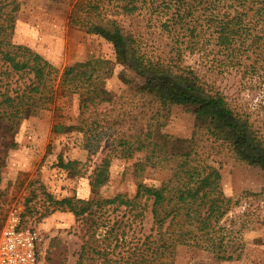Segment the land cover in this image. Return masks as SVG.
Here are the masks:
<instances>
[{
	"label": "trees",
	"instance_id": "obj_1",
	"mask_svg": "<svg viewBox=\"0 0 264 264\" xmlns=\"http://www.w3.org/2000/svg\"><path fill=\"white\" fill-rule=\"evenodd\" d=\"M109 8L112 13H108ZM17 11L15 3L6 17L8 25H0V37L5 30H10V35L13 33ZM143 13L149 15L148 22L154 19L161 34L169 40L167 55L146 53L139 32L123 26L116 18ZM69 23L112 45L116 64L121 67L120 77L139 101L138 111L128 115L132 128L125 133L119 131V136L110 139V149L115 153L106 154L92 173L90 185L94 193L90 199L57 200L43 191L51 212L71 211L89 225L90 239L80 251L78 264H84L88 253L92 258L103 255L107 264H167L173 261L174 250L181 246L194 247L222 260L239 261L240 255H234L235 251L229 253L227 233L220 225L233 201L217 193L220 171L201 163L197 146L204 137L226 145L236 159L264 173V139L250 115L230 105L221 91L209 86L194 68L182 62L186 53L205 55L211 67L235 69L244 78H256L264 83V0H78L69 15ZM0 56L15 73L32 75L23 94L15 97L0 94V122L13 134L33 108L53 100L47 84L49 76L58 71L29 48L1 38ZM103 64L96 59L65 67L57 84L64 93L78 97L84 122L96 114V111L88 113L90 109L113 101L101 75ZM176 106L194 107V131L189 139L161 133L170 110ZM260 108L264 112V96ZM123 115L125 118L126 113ZM102 122L110 130L116 124L123 126L124 119L94 120L76 127L84 133L90 154L98 151L97 144L103 139L106 126ZM62 129V125L56 127L58 132ZM139 153L145 155V163L151 167L172 170L173 180L158 186L139 183L132 200L121 195L111 199L97 196L96 191L109 180L112 160L130 159ZM57 165L78 173L77 161L65 163L60 156ZM143 198L151 202L150 215L157 238L153 241L147 238L146 243L129 249L125 256L117 254L108 258L114 254L113 250L103 251L104 246L97 243L111 237L118 240L116 229L122 220L109 227L105 207H129ZM141 215L142 211L135 213L137 218ZM107 226L104 233H99Z\"/></svg>",
	"mask_w": 264,
	"mask_h": 264
},
{
	"label": "rangeland",
	"instance_id": "obj_2",
	"mask_svg": "<svg viewBox=\"0 0 264 264\" xmlns=\"http://www.w3.org/2000/svg\"><path fill=\"white\" fill-rule=\"evenodd\" d=\"M77 1L0 0V25L4 27L8 25L7 14L12 12L15 3L18 4L13 33L10 35V30H5L0 38L9 40L12 45L29 48L48 61L54 71H58L49 76L47 84L53 96L51 102L46 101L33 108L13 134L7 131L4 122H0V235L8 225L19 221L20 228L36 231L39 235L40 264H78L80 251L91 233L88 223L78 220L71 211L60 209L51 212L43 191L57 200L66 197L90 199L94 193L90 185L92 173L106 154L113 156L115 153L110 149V139L119 136V131L125 133L132 128L128 115L138 111L139 101L120 77L121 67L116 64L112 45L97 35L70 25L69 15ZM110 11L113 10L109 8L108 13H112ZM109 16L114 18L113 14ZM116 18L123 26H130L139 32L138 37L146 53L163 52L167 55L169 40L161 34L154 19L148 22L149 15L143 13ZM96 59L104 63L101 75L113 101L90 109L88 113L96 111V114L84 122L80 117L78 97L64 93L57 84L65 67ZM182 63L194 68L203 81L221 91L230 105L250 115L255 129L260 132L259 136L264 139V112L260 108L264 83L256 78H244L235 69L211 67L206 56L201 54L186 53ZM31 79L30 74L15 73L0 56V94L11 97L21 95ZM194 118V107H173L161 133L189 139L194 131ZM105 119H124L125 124H116L109 130L107 124L100 123L106 126V130L97 144L98 151L90 154L85 146L84 133L76 127ZM59 125L63 126L61 132L56 131ZM197 147L201 163L220 171L217 193L233 201V207L220 225L227 233L229 253L235 251L234 255H240V260H222L194 247L181 246L174 250L173 261L167 264H264V173L236 159L226 145L206 137L200 139ZM60 156L65 163L77 161L76 171L79 174L59 168ZM144 156L139 153L130 159L114 158L109 168V180L96 191L97 196L111 199L121 195L132 200L139 183L158 186L173 180L172 170L153 168L145 163ZM150 204L143 198L129 207H105L107 212L104 216L109 227L122 220L116 229L118 240L111 237L108 241L101 239L97 243L104 246L103 251L113 250L114 254L108 258L117 254L125 256L129 249L146 243L147 238L149 241L157 238ZM132 207L133 212L130 211ZM141 211L142 215L137 218L135 213ZM108 226L101 228L99 233H104ZM84 264L107 262L103 255L92 258V254L88 253Z\"/></svg>",
	"mask_w": 264,
	"mask_h": 264
},
{
	"label": "built area",
	"instance_id": "obj_3",
	"mask_svg": "<svg viewBox=\"0 0 264 264\" xmlns=\"http://www.w3.org/2000/svg\"><path fill=\"white\" fill-rule=\"evenodd\" d=\"M19 222L8 225L0 235V264H40L39 235L20 228Z\"/></svg>",
	"mask_w": 264,
	"mask_h": 264
}]
</instances>
